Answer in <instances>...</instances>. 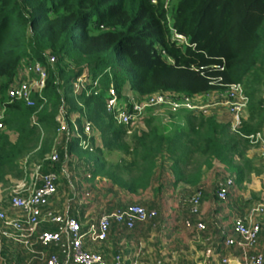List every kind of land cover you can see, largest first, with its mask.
<instances>
[{
	"label": "trees",
	"instance_id": "16d2710c",
	"mask_svg": "<svg viewBox=\"0 0 264 264\" xmlns=\"http://www.w3.org/2000/svg\"><path fill=\"white\" fill-rule=\"evenodd\" d=\"M174 32L188 44L176 40ZM36 62L47 72L42 93L32 96L33 106L10 102L8 89L19 68ZM80 77L98 78L99 86L75 93L73 83ZM234 83L242 84L249 99L240 132L260 131L264 0H170L168 7L164 0H0V184L8 176H24L19 162L30 156L45 173H60L76 156L93 178H106L127 193L150 187L157 161L165 156L173 162L177 181L196 188L215 160L238 185L250 182L264 168L249 158L248 140L232 132L230 123L194 112L178 113L169 125L150 116L144 119L145 130L128 136L106 109L110 88L128 100V93L192 97ZM61 109L70 127L73 117L79 125L89 121L104 148L95 146L94 137L84 136L91 146L84 148L82 140L64 134L56 146L58 161L47 160ZM116 150L122 156L108 162Z\"/></svg>",
	"mask_w": 264,
	"mask_h": 264
},
{
	"label": "crops",
	"instance_id": "0c3cea01",
	"mask_svg": "<svg viewBox=\"0 0 264 264\" xmlns=\"http://www.w3.org/2000/svg\"><path fill=\"white\" fill-rule=\"evenodd\" d=\"M164 121L166 125L172 123L170 119ZM11 139L14 141L15 136L11 135ZM94 144L104 148L103 138L96 129ZM248 156L264 161L251 148ZM28 158L29 162H40ZM23 162L24 159L19 162L20 168ZM58 174L57 192L50 198L46 209L64 218L77 219L83 232H88L102 215L113 214L133 204L157 213L155 218L138 222L132 230L112 223L105 241H92L88 235L84 238V247L100 254L110 264L117 253L122 254L125 264H245L247 255L254 252L264 254L263 232L260 234L261 244L253 250L224 245L226 237L232 236V221L235 218L248 221L256 203L264 200V173L251 175L250 182L243 185H238L236 181V188L230 192L226 202L218 200V184L232 174L217 160L210 169H204L197 188L177 181L173 162L167 156L158 159L152 184L139 193H127L106 178H93L90 171L77 162L76 156L70 157ZM7 179L12 181L16 178L8 176ZM2 186L3 183L0 184V207L15 217L19 212L10 208ZM198 188L202 189L203 198L199 212L194 214L189 199ZM254 220L264 227V216H257ZM199 223L205 225L204 230L197 228ZM62 227L61 224L43 222L38 231H59ZM233 237L239 241V237ZM36 248L43 251L46 257L59 253L64 258L61 250L54 246ZM33 257L34 254L25 246L11 239L0 242V264H23ZM224 259L228 262L223 263Z\"/></svg>",
	"mask_w": 264,
	"mask_h": 264
},
{
	"label": "built area",
	"instance_id": "2783aa9c",
	"mask_svg": "<svg viewBox=\"0 0 264 264\" xmlns=\"http://www.w3.org/2000/svg\"><path fill=\"white\" fill-rule=\"evenodd\" d=\"M165 7L169 6L170 0H164ZM156 4L157 0H152ZM174 38L182 44L187 45L188 39L174 32ZM50 63H54L55 58H49ZM25 68L26 79L15 78L8 89V98L10 102L23 101L27 106H33L32 96L41 94L45 86L47 72L39 63H28L21 66ZM19 73V72H18ZM35 79L29 80L30 76ZM98 78L80 77L73 83L75 93L88 91V85L92 88L99 86ZM215 95L218 98L225 97V105L230 115L231 131L241 134L248 140L250 148L264 158V126L263 128L250 135H243L240 130L245 120L249 99L244 92L242 84L234 83L226 85L223 91H211L195 96L177 95L173 93L158 92L149 96L136 97L129 93L128 100L119 99L114 88L108 91L106 102L107 112L113 115L118 124L127 128V135L135 129L136 123L142 119V114L146 108L167 106L172 112L179 110L196 112L203 109L202 106L195 104L199 95ZM123 104L119 106L120 102ZM3 110L0 109V132L4 129L2 123ZM78 117L70 119L71 127L66 117V111L61 109L57 120L59 121L58 136L55 140V147L47 156V160L58 161L57 145L60 138L65 134L70 138H79L82 140L84 148L89 147V140L84 139L94 137L95 129L86 119L82 120L81 125L77 123ZM33 124L36 118H32ZM24 176L17 180L9 188L5 189V198L8 200L10 208L18 211V215L13 217L8 210L0 207V242L2 239H11L14 242L25 246L34 257L23 264H110L100 254L91 252L84 247V238L88 235L92 241H105L108 238L112 223L124 226L132 230L138 222H144L155 218L157 213L154 210H148L142 205L133 204L125 209L119 210L113 214L102 215L95 224H92L88 232H83L81 223L75 218H64L47 210L46 206L50 198L57 192L59 174L53 171L43 172L41 162H29L25 158L21 168ZM236 188V179L228 174L224 181L218 184L217 197L221 202H226L230 192ZM4 193V191H3ZM203 198L201 188L196 189L191 195L189 202L192 212H199L200 204ZM2 201H0V206ZM257 216H264V200L256 203L248 221L242 218H235L232 221V236L228 235L224 241L226 247L235 245L242 246L246 250L257 248L260 242V234L264 233V227L260 222L255 221ZM43 222L61 224L63 227L59 231L39 232L38 228ZM197 228L204 230L205 225L199 223ZM233 235L239 237L237 241ZM264 247V238L263 243ZM37 246L47 248L54 246L64 254L62 258L59 253H51L46 257L43 251H38ZM228 260L224 259L223 263ZM2 264H9L3 262ZM15 264V263H13ZM111 264H125L122 254L114 255ZM245 264H264V254L254 252L246 256Z\"/></svg>",
	"mask_w": 264,
	"mask_h": 264
},
{
	"label": "rangeland",
	"instance_id": "374dc122",
	"mask_svg": "<svg viewBox=\"0 0 264 264\" xmlns=\"http://www.w3.org/2000/svg\"><path fill=\"white\" fill-rule=\"evenodd\" d=\"M21 77H22V79L23 78L26 79L25 68H23V67L19 68V73L17 75V78H21ZM31 79H35V76L31 75L29 80H31ZM128 95H129V93H128ZM122 104H123V101L120 102L119 106H121ZM195 104L203 107V109L197 110L195 113L202 114L205 117H215L219 121H222L224 123H229V121H228L229 120V111H228L227 106L225 105V97L220 99V98L216 97L214 94L211 95V93L209 95H199L198 99L195 101ZM185 112H190V111L179 110L177 113H175V112H172L167 106L146 108L142 114V119H140L136 123L135 129L133 130V132L135 130L138 131V130L145 129L144 119L149 118L150 116H152V117L154 116L157 119H160L162 124L165 125V121H164L165 119H170L172 121V123H174L175 119L173 120L172 118L177 117L178 113H185ZM244 116H245V119H247V111H246ZM165 117H167V118H165ZM128 136H130V134H128ZM89 148H91L90 144H89ZM121 156H122V152L116 150V151H113L109 157L107 156L106 160L108 162H114L115 163L120 159ZM30 157H32V156H30ZM253 161L256 164V166H260V168H262V169L264 168L263 159L257 158V160L254 159ZM21 178H16L12 181H10V179H8L6 183H3V186H2L3 189L5 190V189L9 188L11 185H13L12 183L14 181H17ZM262 181L264 182V177L262 178Z\"/></svg>",
	"mask_w": 264,
	"mask_h": 264
}]
</instances>
